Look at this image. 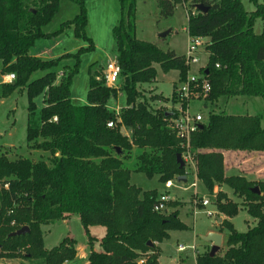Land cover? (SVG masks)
<instances>
[{"label": "trees", "instance_id": "obj_1", "mask_svg": "<svg viewBox=\"0 0 264 264\" xmlns=\"http://www.w3.org/2000/svg\"><path fill=\"white\" fill-rule=\"evenodd\" d=\"M64 1L0 0L1 74L16 76L13 83L0 86L1 95L25 90L27 145L50 155L49 163L0 155V248L8 258L35 260L36 264L72 261L75 241L66 237L58 246L45 250L41 227L77 215L88 237V264H135L147 252L153 254L146 264H158V247L147 243H161L169 238V232L185 230L186 226L179 220L178 210L153 211L157 191H142L132 184L131 172L123 162L135 148L139 151L135 171L148 179L157 176L159 182H166L185 175L176 162L181 150L179 140L167 128L166 110L153 109L138 87L155 80L156 66L165 74L176 71L177 81L185 78L188 69L183 56L137 39L135 0H119V20L112 28V37L120 67L118 92L124 94L125 106L118 114L109 108L117 90L105 86L103 70L96 69V64L88 70L86 103L75 105L72 80L81 54L94 46L85 34L86 0H69L77 6V14L48 29ZM189 1L187 33L208 40V102L212 105L222 97L242 96L264 100V0L256 3L253 11H246L242 0ZM198 4L207 11L195 9ZM158 6L162 8L163 2L159 0ZM256 20L263 23L260 33L254 31ZM70 29L74 37L88 43L86 48L50 59L29 54L37 41L57 38ZM66 60L73 63L66 65ZM36 72L43 75L32 80ZM39 95L42 106L38 109L34 99ZM161 99L154 96L151 101ZM108 122H114V128H108ZM261 122V115L210 113L203 127L191 136L198 181L208 193L225 185L242 199L246 213L255 220L245 232H238L224 220L221 226L227 231V240L223 256L210 257L206 249L195 257V264H264V181L226 177L222 154L264 152ZM122 127L130 130L129 138L123 135ZM254 187L259 194L251 191ZM180 205L175 201L168 204L173 208ZM213 205L230 219L239 209L222 191L216 193ZM93 226L105 229L99 251L94 250L96 239L89 234ZM22 227H28L29 232L10 237ZM23 247L25 254H16Z\"/></svg>", "mask_w": 264, "mask_h": 264}, {"label": "rangeland", "instance_id": "obj_2", "mask_svg": "<svg viewBox=\"0 0 264 264\" xmlns=\"http://www.w3.org/2000/svg\"><path fill=\"white\" fill-rule=\"evenodd\" d=\"M68 1V2H67ZM61 4V10L55 17L54 21L49 25L48 29L53 30L59 23L70 20L77 12L78 8L75 4L69 3L67 0ZM159 0H135V35L140 41L155 44L163 51H172L176 56H183L186 53L187 44L189 42V35L187 33V18L190 14L189 4L190 1L186 0L185 3L177 0H160L163 2L162 8L158 6ZM262 0H242L244 9L246 11H253L256 3H261ZM87 14V25L85 27V34L92 40L94 49L92 51L84 52L80 56V66L78 73L72 80L70 88L72 101L75 105H82L86 103V94L88 91V70L91 64H96V69L106 66L107 61L112 59L115 55V44L112 37V28L118 23L119 20V0H86L85 3ZM195 11L193 10V12ZM262 21L256 20L254 25V31L260 33L262 31ZM166 35L162 37L163 34ZM55 44V46H54ZM88 43L82 39L73 36L72 29L67 30L64 34L57 38L49 40H39L29 50V54L33 55L39 49H47L49 54L42 55V59L49 58L50 56L61 55L62 53L75 54L80 48H86ZM51 47H54L51 49ZM199 64L190 68L191 74H197V70L200 66L206 64L207 56L199 55ZM63 63L71 65L73 60H66ZM155 80L140 85L138 88L142 92L144 98L149 102L153 109H171L174 105L172 102L173 84L178 79L176 71L169 73H163L158 66ZM43 75V72H36L32 75L31 79H36ZM2 88H0V155L5 154L10 160H16L19 158H26L32 162L45 161L49 163L50 155L47 152L32 149L26 142V125H27V97L24 89H16L13 93L3 97ZM154 96L161 97V101H151ZM34 103L37 108L42 106V96L39 95L34 99ZM111 108L118 107L119 111L125 106V96L122 92H118L116 99H112L109 102ZM202 102H194L192 108L195 111H200L203 114L211 113H224L226 115L241 116L250 114L252 116H262V126H264V100L259 97H235L227 98L222 97L212 105H206L207 109H204ZM113 110V109H111ZM123 130V129H122ZM121 130V131H122ZM125 131L131 134L130 130L125 128ZM149 152V151H148ZM139 151L132 154V156L124 160L123 165L130 170V182L137 187H140L142 191L156 190L157 193L164 191V183L159 182L157 176L152 179H148L143 173H137L135 157ZM231 154V153H230ZM235 154V153H234ZM253 163L250 167L245 164L238 165V173L243 174L248 172L256 177L255 180L260 179L258 175H255V168L253 169ZM189 171V168L186 169ZM190 172L186 175V183L180 184L177 178L172 179L174 187L169 190V196L172 201L181 202L180 207V219L187 224L190 228L182 231H171L169 238L161 243L153 242L154 246L158 247V264H195V255L192 251L187 250L182 254L177 253V245H192L195 244L202 253L208 247V244L201 240L202 235H206L207 232L214 228L215 210L213 205L215 197L213 192H219L216 190V186L213 188L212 193H208L200 182L197 183V195H194V189H188L195 178ZM262 176V173L260 174ZM256 182V181H255ZM254 182V183H255ZM1 188V185H0ZM184 188H187L184 190ZM222 190L226 192L227 197L231 198V201L239 205L237 214L232 217V223L238 232H245L248 227L255 223V220L251 219L246 213L245 205L242 204L231 193L225 185L221 186ZM206 197L209 201V205L206 208H200V197ZM171 201V202H172ZM198 204L197 215L195 216L194 225L192 224L193 217L189 215L194 203ZM167 206L166 212L169 213L172 210ZM207 212L212 213V216L207 215ZM216 214L218 211L216 210ZM68 222V223H67ZM67 222L57 221L42 227L43 230L49 229L44 236V244L46 249H51L56 246L63 238L67 236L74 238L76 241L77 250V263L84 264L86 259L82 258L89 253L88 237L82 228L77 215H72ZM249 224V225H248ZM216 231H219L223 235L222 246L216 255L223 256L226 250L227 233L225 229H221L217 226ZM105 232L103 228L97 227L91 230L92 236H95L97 240L94 241V247L97 251L100 250L99 241L102 234ZM147 254H151L148 252ZM35 260L16 259L7 264H36ZM5 264V263H4Z\"/></svg>", "mask_w": 264, "mask_h": 264}, {"label": "built area", "instance_id": "obj_3", "mask_svg": "<svg viewBox=\"0 0 264 264\" xmlns=\"http://www.w3.org/2000/svg\"><path fill=\"white\" fill-rule=\"evenodd\" d=\"M193 15V13H192ZM188 19V18H187ZM208 46V40L204 37H189V42L187 44L186 53L183 55L184 64L187 67V73L183 80L175 82V86L173 87V95L172 102L174 103L171 109L166 108V112H171L172 115L166 117L167 128L171 131V133L179 140V148L181 150L180 157L182 162L184 163L185 175H188L192 172V176L195 178L194 182L187 187L188 189H194V195H197L196 188L197 183L199 182L196 177V169H195V161L194 155L191 151V136L196 133L201 126L206 122L209 114H203L200 111H195L192 108V104L194 102H202L205 106L204 109H207L206 105H211L208 102L210 93H211V84L209 79L206 77L207 73L205 72L206 64L200 66L197 70V74H191L190 68L192 66H196L199 64V55H206L207 59L209 54L206 50ZM218 67V65H216ZM61 75V74H60ZM102 80L107 88H113L117 90L119 89V78H120V67L117 63L116 56L114 55L112 59L107 61L106 66L102 71ZM16 80V76L14 73L0 74V86L4 84H11ZM116 114H118L117 110H114ZM56 118H54V121ZM108 128H114V122H108L106 124ZM123 129V130H122ZM122 133L127 138L130 137L129 133L125 131V128H121ZM189 168V171L186 169ZM183 184V182H179ZM5 189L7 185L3 186ZM174 187L172 180H168L164 183V191L158 193L155 198V202L153 205V211L157 213L166 212L168 204L172 201V198L169 196V190ZM187 188H184L186 190ZM212 195L215 197L216 192H213ZM201 207H206L209 205V201L207 199L201 198L200 204ZM198 204L194 203L193 216L197 215ZM207 215L212 216L213 214L207 212ZM154 245V244H153ZM190 250L195 255H199V250L195 244L192 245H177V253L182 254L185 251ZM210 250V249H208ZM26 247L20 248L16 251V254L23 255L25 254ZM148 253V252H147ZM143 254L135 264H146L149 256L153 254ZM20 258H8L5 256V252L0 248V264H7L13 260ZM180 264V263H179Z\"/></svg>", "mask_w": 264, "mask_h": 264}, {"label": "crops", "instance_id": "obj_4", "mask_svg": "<svg viewBox=\"0 0 264 264\" xmlns=\"http://www.w3.org/2000/svg\"><path fill=\"white\" fill-rule=\"evenodd\" d=\"M54 46H55V44H54ZM45 48V47H44ZM44 48H42V49H39V51H36L35 53H33V56H36V57H39V58H42V55H44V54H49V52L47 51V49H44ZM52 48H54V47H51V49ZM64 54H66V53H62L61 55H57V56H55V55H53V56H50L49 58H46V59H50V58H56V57H60V56H62V55H64ZM0 74H1V63H0ZM176 82V81H175ZM109 108L110 109H113V111L114 110H117L118 112H119V108L118 107H113V108H111L110 107V105H109ZM246 115H248V116H252V115H250V114H246ZM133 153H135V155H136V153H137V149H132V154ZM231 153V154H230ZM235 153V154H234ZM132 154H130V157L132 156ZM222 154H223V158H224V161H223V163H224V174H225V176L226 177H230V176H241V177H244L247 181H252V182H263L264 181V152H250V153H248V152H240V151H226V152H222ZM138 155V154H137ZM135 159H136V157H135ZM245 164V165H247V167H250L251 165H252V163L254 164L253 165V169L255 168V170H251V171H255V175H258V177L260 178V179H258V181L257 180H255L254 179V177H256V176H254V175H252V174H249L248 172H246V173H243V174H240V173H238V165H240V164ZM262 173V176L260 175ZM186 182H183V184H185ZM217 188H216V190L217 189H219V190H217V191H222V192H224L223 190H222V188L221 187H218V186H216ZM140 188V187H139ZM231 191V190H230ZM197 192V191H196ZM225 194H226V192H224ZM231 193H232V191H231ZM201 198H206V197H204V196H202V197H200V199ZM228 198H229V196H228ZM230 200H231V198H229ZM238 200H240L241 202H242V199H238ZM235 202V201H234ZM179 203H181L180 202V200H179ZM180 207H181V205L180 206H177V207H169L172 211H175V210H178V213H179V220L186 226V229H189L190 227L187 225V224H185L181 219H180V214H181V212H180ZM206 207H208V206H206ZM206 207H197L198 209H202V208H206ZM193 210H194V207H192V209H191V212L189 213V215H192V217H193V221H192V224L194 225V221H195V217L193 216ZM214 216H215V221H216V224H217V226L219 227V228H221V229H224L222 226H221V224H222V222L224 221V220H229L231 223H232V219H230V218H227L226 216H224L223 214H221V213H219L218 212V214H216V210H215V213H214ZM79 218V217H78ZM68 221V219L67 220H64V221H62V223L64 222H67ZM80 222V221H79ZM68 223V222H67ZM233 224V223H232ZM234 225V224H233ZM249 225V224H248ZM45 226V225H44ZM49 226V225H48ZM217 226L215 225V227L214 228H212V229H210L207 233H209V232H217V233H221V232H219V231H216V228H217ZM43 227V226H42ZM42 227H41V230H42V233H43V239H44V236L48 233V232H50V230L49 229H47L46 231L45 230H43L42 229ZM97 227H99V228H103V227H100V226H93V227H90L89 228V234H90V236L91 237H93L94 239H96L97 240V238L95 237V236H92V234H91V230L92 229H96ZM104 229V228H103ZM105 230V229H104ZM226 230V229H225ZM226 233H227V231H226ZM222 234V233H221ZM104 235H105V232L102 234V236L99 238L100 240L104 237ZM169 235H170V232H169ZM67 238H70V239H72V240H74V238H72V237H69V236H67ZM64 239V238H63ZM62 239V240H63ZM61 240V241H62ZM222 240H223V235H222ZM44 241V240H43ZM60 241V242H61ZM75 241V240H74ZM59 242V243H60ZM58 243V244H59ZM75 243H76V241H75ZM58 244L56 245V246H58ZM208 244V243H207ZM56 246H54V247H56ZM222 246V245H221ZM53 247V248H54ZM44 249L45 250H50V249H46L45 248V244H44ZM52 249V248H51ZM75 249H76V247H75ZM206 249H210V244H208V247L206 248ZM94 250H96L95 249V247H94ZM88 255H89V253L84 257L83 255H81V257L82 258H84V259H86V262L84 263V264H88ZM77 256H78V254H77V250H76V257L72 260V261H67V262H65L64 264H78L77 263ZM176 264H179V262H177Z\"/></svg>", "mask_w": 264, "mask_h": 264}, {"label": "water", "instance_id": "obj_5", "mask_svg": "<svg viewBox=\"0 0 264 264\" xmlns=\"http://www.w3.org/2000/svg\"><path fill=\"white\" fill-rule=\"evenodd\" d=\"M195 9H197L199 12H204V13L207 11V8H204L201 4L196 5ZM165 35H166V33L163 34L162 37H164ZM205 72L207 73L208 71L206 70ZM171 115H172L171 112H167L165 114L166 117H169ZM202 127L203 126H201L200 128H202ZM118 153H119V151H118ZM176 162H177V164H179V169H183L184 168V163L181 160L180 154H178L176 156ZM177 181L178 182H186V178L184 176L178 177ZM251 191L253 193H255V194H259L258 187H254ZM28 232H29L28 227H22V228L18 229L17 231L13 232L10 235V237L21 236V235H24V234H26ZM201 240L203 242H205V243L210 244L209 255H210V257H214L217 254V252L220 250V248H221V245H222V234L221 233H217V232H209L206 235H202L201 236ZM147 244L150 247L153 246V243L150 242V241Z\"/></svg>", "mask_w": 264, "mask_h": 264}]
</instances>
